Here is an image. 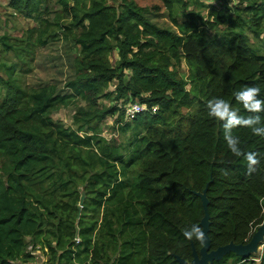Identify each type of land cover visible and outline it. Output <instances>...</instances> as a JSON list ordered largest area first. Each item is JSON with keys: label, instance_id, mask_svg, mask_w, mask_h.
<instances>
[{"label": "trees", "instance_id": "16d2710c", "mask_svg": "<svg viewBox=\"0 0 264 264\" xmlns=\"http://www.w3.org/2000/svg\"><path fill=\"white\" fill-rule=\"evenodd\" d=\"M52 1L8 0L38 19L42 45L53 37L40 18ZM117 1L54 0L69 23L52 25L81 54L68 92L26 88L14 63L0 72V264H31L29 246L46 264H177L173 254L189 261L191 242L202 246L193 192L207 183L211 249L246 244L264 220V43L248 36L264 33V0H215L207 19L186 0H160L178 33L151 23L134 0ZM10 41L0 37L1 56L16 52ZM113 51L119 62L109 72ZM118 69L131 77L123 84L118 75L114 100L130 92L156 113L123 122L118 106L95 108ZM249 87L258 89L250 98ZM80 100L87 109L75 108L72 126L52 119ZM115 113L123 141L102 136V121ZM248 153L258 160L252 170ZM251 258L229 254L214 264Z\"/></svg>", "mask_w": 264, "mask_h": 264}, {"label": "rangeland", "instance_id": "374dc122", "mask_svg": "<svg viewBox=\"0 0 264 264\" xmlns=\"http://www.w3.org/2000/svg\"><path fill=\"white\" fill-rule=\"evenodd\" d=\"M186 1L189 5V11L199 12L206 19L212 8L218 9L220 6L215 0ZM134 2L139 8L144 9L148 13L147 17L151 23L161 29L178 33L168 18L167 9L160 0H134ZM235 4H238V0H231V5ZM108 5L117 6L118 1L108 0ZM201 5L204 7H201ZM244 5L245 3L242 4V6ZM154 7H157V9L153 10L152 8ZM40 18L47 20L48 32L49 34H53V37L47 39L44 45L36 41L39 30V24L36 21L38 19L23 17L8 6V0H0V37L7 36L10 38V42L14 44V49L16 50V52L10 51L5 55H0V72L14 63L16 69H20L22 85L26 88L32 89L43 85H50L57 92H68L67 84L74 79L75 65L79 62L81 54L75 41L63 35L62 31L55 25H67L69 19L65 18L61 13L59 6L54 0L48 4L47 10ZM222 30L221 32H223ZM248 36L253 44H261L259 41H263L264 43V33L261 34L258 40L252 38L250 33H248ZM31 43L33 45H30ZM112 44H115V41H112ZM105 61L110 68L109 72H115L119 62L118 53L116 51L111 52V54L105 57ZM119 71L118 69L116 75L98 95L95 106L97 110H105L111 106H118V108L123 110L124 106L131 100L140 102L130 92H127L126 97L121 98L119 101L114 100L116 97V88L119 84L118 75L121 74L123 84H126L131 77L129 70ZM177 74L183 79L187 76V67L184 59L180 60ZM0 75L2 76L3 74L0 73ZM142 96L149 97V94L144 93ZM76 107L87 109V104L80 100L75 105L60 107L52 113L51 117L55 121L62 122L66 127L72 126V115L75 113ZM180 112L182 114L187 113L186 111ZM117 116L118 113H115L114 116L107 117L100 125L102 136L107 140L117 137L119 141H123L126 138L125 136L119 137L118 133L115 132L114 127L116 126L115 120ZM40 253L35 254L31 264H41ZM263 255L264 249L262 250L261 248V254L259 256L253 255V258H261ZM253 263L259 264V262ZM243 264L249 263L243 262Z\"/></svg>", "mask_w": 264, "mask_h": 264}, {"label": "water", "instance_id": "95a60500", "mask_svg": "<svg viewBox=\"0 0 264 264\" xmlns=\"http://www.w3.org/2000/svg\"><path fill=\"white\" fill-rule=\"evenodd\" d=\"M209 183L206 184L202 192H193L199 198L202 206L203 216L200 220V231L203 233L202 246L196 250L194 244L191 242V259L186 261L177 255L173 257L177 264H214L221 261L225 256L233 254L244 260H249L251 256L259 252V248L264 244V220L257 227L256 231L251 235L246 244H235L229 242L224 246H219L216 249H211L209 229H210V215L208 211L209 199L207 196V189ZM84 200V193H81L79 201V209Z\"/></svg>", "mask_w": 264, "mask_h": 264}, {"label": "built area", "instance_id": "2783aa9c", "mask_svg": "<svg viewBox=\"0 0 264 264\" xmlns=\"http://www.w3.org/2000/svg\"><path fill=\"white\" fill-rule=\"evenodd\" d=\"M146 111H149L150 113H156L157 112V106L148 107L144 103H140L138 101H132L131 100L123 108V122H130L135 118V116H137L140 113H144ZM263 246L264 245H262V247L259 248V252L256 255L259 256V254H261V248L263 250ZM28 251H30V253H32L33 256H35V254L38 252H41L43 254V252L41 251V249L39 247H35V249H34L31 246H29ZM43 257H44V254H43ZM259 259L260 258H251V260H253L254 262H259L260 261ZM41 264H46V258L45 257H44V259L41 258Z\"/></svg>", "mask_w": 264, "mask_h": 264}, {"label": "clouds", "instance_id": "9594fccd", "mask_svg": "<svg viewBox=\"0 0 264 264\" xmlns=\"http://www.w3.org/2000/svg\"><path fill=\"white\" fill-rule=\"evenodd\" d=\"M256 91H258L257 88L249 87L246 95L250 98L251 95ZM228 144H229V147L232 149V151L236 155H240V152L234 146V142L229 138H228ZM246 159L249 161L250 170H252V168H251L252 165H256L258 163V160L256 159V156L254 153H248L246 156ZM193 231L195 232L197 239H201V240L203 239V233L200 231L199 228H195V229H193ZM185 236H187L189 239H191L192 233L191 232H185Z\"/></svg>", "mask_w": 264, "mask_h": 264}, {"label": "crops", "instance_id": "0c3cea01", "mask_svg": "<svg viewBox=\"0 0 264 264\" xmlns=\"http://www.w3.org/2000/svg\"><path fill=\"white\" fill-rule=\"evenodd\" d=\"M44 257H45V256H44ZM44 257H43V254H42V253H40V258L44 259Z\"/></svg>", "mask_w": 264, "mask_h": 264}]
</instances>
